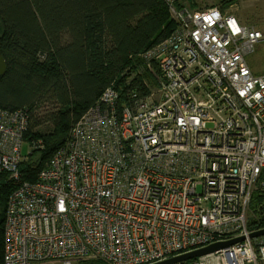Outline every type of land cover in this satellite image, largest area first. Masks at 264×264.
Segmentation results:
<instances>
[{"label":"built area","instance_id":"built-area-1","mask_svg":"<svg viewBox=\"0 0 264 264\" xmlns=\"http://www.w3.org/2000/svg\"><path fill=\"white\" fill-rule=\"evenodd\" d=\"M163 1L175 26L138 54L155 88L127 101L104 88L32 181L29 109L0 107V173L15 184L2 264H157L240 237L190 260L264 264V234L250 236L264 229V74L248 61L264 33Z\"/></svg>","mask_w":264,"mask_h":264},{"label":"trees","instance_id":"trees-1","mask_svg":"<svg viewBox=\"0 0 264 264\" xmlns=\"http://www.w3.org/2000/svg\"><path fill=\"white\" fill-rule=\"evenodd\" d=\"M174 26L163 0H0V52L7 63L0 77V107L29 109L25 139L36 143L33 154L40 153L39 161L22 164L25 179L36 178L104 88L112 84L126 101L131 89L145 90L142 76L133 72L142 65L138 54ZM49 100L56 110L46 118L36 116L35 103ZM42 121L49 129L34 128ZM14 187L0 181L4 206ZM3 216L0 212V264Z\"/></svg>","mask_w":264,"mask_h":264},{"label":"rangeland","instance_id":"rangeland-1","mask_svg":"<svg viewBox=\"0 0 264 264\" xmlns=\"http://www.w3.org/2000/svg\"><path fill=\"white\" fill-rule=\"evenodd\" d=\"M184 4L189 6L191 9H202L210 6H217L221 8L224 12L232 14L236 19L250 27H255L264 33V0H183ZM252 68L258 74H264V47L258 45L256 47L255 54L248 59ZM134 74L138 73L142 76L150 86L153 84V79L150 73L146 72L142 65H137L133 70ZM155 88V83L153 84ZM58 105L55 101H38L34 105L33 112L36 116L42 115L46 118L47 113L50 111H55ZM41 117V116H40ZM50 123L48 121L37 124L34 128L49 129ZM30 147L27 142L22 145V155L26 156V162H31L34 160H40V153L36 152L33 155H28ZM0 181L5 184H14L13 181L5 174L0 173ZM15 186V184H14ZM9 196V195H8ZM264 206V194H255L254 205L258 207L259 205ZM0 212H5L3 196L0 194ZM4 218V216H3ZM4 228V220H3ZM98 261V260H97ZM80 261L77 262L79 264ZM185 264H193V261H187Z\"/></svg>","mask_w":264,"mask_h":264},{"label":"water","instance_id":"water-1","mask_svg":"<svg viewBox=\"0 0 264 264\" xmlns=\"http://www.w3.org/2000/svg\"><path fill=\"white\" fill-rule=\"evenodd\" d=\"M6 70H7V63H6L5 57L0 52V77L6 73ZM263 234H264V229L255 231V232L251 233L250 236L256 237V236H260ZM242 239H243V237L235 238V239L228 240V241L216 242V243H213L209 246H206V247H203V248H200L197 250H193V251L184 253L182 255L176 256V257H172L170 259H167V260L162 261V262L157 263V264H169V263H174V262H182V261L190 260V259H193L195 257L203 256V255L212 253L214 251H217L221 248H224L226 246L234 244V243H236Z\"/></svg>","mask_w":264,"mask_h":264}]
</instances>
